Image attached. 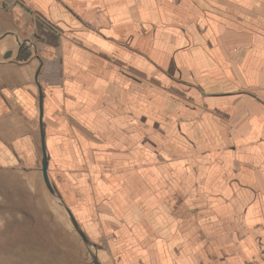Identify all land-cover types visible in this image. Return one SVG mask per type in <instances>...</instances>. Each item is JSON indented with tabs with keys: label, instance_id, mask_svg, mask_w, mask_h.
I'll list each match as a JSON object with an SVG mask.
<instances>
[{
	"label": "crops",
	"instance_id": "1",
	"mask_svg": "<svg viewBox=\"0 0 264 264\" xmlns=\"http://www.w3.org/2000/svg\"><path fill=\"white\" fill-rule=\"evenodd\" d=\"M44 149L100 261L264 264V0H0V170Z\"/></svg>",
	"mask_w": 264,
	"mask_h": 264
},
{
	"label": "rangeland",
	"instance_id": "2",
	"mask_svg": "<svg viewBox=\"0 0 264 264\" xmlns=\"http://www.w3.org/2000/svg\"><path fill=\"white\" fill-rule=\"evenodd\" d=\"M45 180L0 170V264H95L94 255L115 264L100 261V248L86 243Z\"/></svg>",
	"mask_w": 264,
	"mask_h": 264
},
{
	"label": "water",
	"instance_id": "3",
	"mask_svg": "<svg viewBox=\"0 0 264 264\" xmlns=\"http://www.w3.org/2000/svg\"><path fill=\"white\" fill-rule=\"evenodd\" d=\"M21 48L23 50H25L26 46L25 44H23L21 46ZM42 144H43V147H45V139H44V135L42 133ZM44 151V162H43V173H44V177L46 179V182L49 186H51V183H50V180H49V175H48V161H47V157H46V154H45V149L43 150ZM71 219H72V222L74 224V226L76 227L78 233L83 237V239L86 241V243H89V239L88 237L86 236L85 232L83 231V229L79 226L77 220L75 219L74 215L72 214L71 210L69 209V207L67 205H65ZM94 263L95 264H101L97 258L96 255H94Z\"/></svg>",
	"mask_w": 264,
	"mask_h": 264
}]
</instances>
